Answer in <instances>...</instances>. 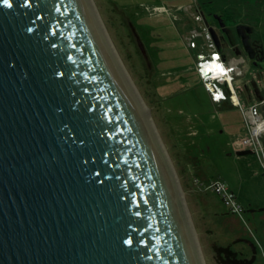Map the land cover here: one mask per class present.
Here are the masks:
<instances>
[{"label": "water", "instance_id": "95a60500", "mask_svg": "<svg viewBox=\"0 0 264 264\" xmlns=\"http://www.w3.org/2000/svg\"><path fill=\"white\" fill-rule=\"evenodd\" d=\"M93 10L0 0V264H201L160 138ZM253 29H235L251 60Z\"/></svg>", "mask_w": 264, "mask_h": 264}, {"label": "rangeland", "instance_id": "374dc122", "mask_svg": "<svg viewBox=\"0 0 264 264\" xmlns=\"http://www.w3.org/2000/svg\"><path fill=\"white\" fill-rule=\"evenodd\" d=\"M91 1L98 24L104 31L103 38L106 39V35L115 55L120 57L141 105L147 111L153 132L160 138L172 172L178 179L176 181L183 193L186 213L195 228L206 264H217L211 246L213 242L223 246L232 245L235 251L250 258L253 250L249 243L234 244L235 240L255 243L259 250L256 264H264V221L260 217L261 214L264 215L260 211L264 208L263 157L255 152V148L250 151L254 154L248 156L239 158L235 153L233 144L247 135L245 116L240 109L221 111L210 103L211 94L196 68L200 50L208 52L206 47L203 48L205 39L199 37L196 40L199 49L195 51L187 48L189 43L186 41V37L193 34L195 29L201 30L204 26L199 10L206 15L209 25L219 31V23L214 15L220 14L226 26L234 30L244 15L249 14L250 18L255 15L252 10L256 9L257 16L253 24L257 22V28L254 36L258 35L264 48V0ZM157 6H166L170 11L157 10ZM139 46L142 54L137 50ZM146 50L157 66L155 75L144 64ZM228 55L238 57L236 51L229 52ZM159 58L164 61L161 66L158 64ZM251 63L247 59L241 66L244 74L236 79L235 85L242 87V93L257 69ZM251 85L252 88L255 87L253 83ZM158 89L161 93L164 90L166 94H159ZM254 93L255 97H259L258 100L260 97L264 99V95L256 88ZM168 94L170 95L165 97ZM175 100L181 103V109L177 111L169 108L170 102ZM241 104L243 105L242 102ZM174 113L180 118H170ZM202 123L205 124L204 127ZM188 124L191 129L189 134L186 133ZM189 145L191 146L188 147ZM261 146L264 151V139ZM190 148L196 151L183 150ZM195 155L199 158L197 167L193 169L189 156ZM209 180L210 183L222 181L234 191L236 201L247 210L256 211V217L249 211L240 218L224 219L222 213L228 210L226 211L224 204V207L221 205L218 195L215 196L212 189L203 187L204 181Z\"/></svg>", "mask_w": 264, "mask_h": 264}, {"label": "built area", "instance_id": "2783aa9c", "mask_svg": "<svg viewBox=\"0 0 264 264\" xmlns=\"http://www.w3.org/2000/svg\"><path fill=\"white\" fill-rule=\"evenodd\" d=\"M157 10H163V12L170 11L166 7H157ZM199 17L201 19V16ZM199 37L205 39L203 48L206 47L208 52H200L201 55L198 57V67L196 68L211 94L212 101L214 103L228 101L234 107L240 108L246 118L247 135L245 138L237 140L232 148H235L237 151H252L253 148H255V152L258 153V149H262L261 144L262 139H264V117L261 116L259 110L260 104L264 103V101L250 108L242 105L234 82L236 76L241 75L240 68L234 63V65L231 64L233 66H228L226 64L225 60L222 58V54L217 49L216 43L213 42L214 40L208 27L205 25L201 27V30L195 29L193 34L191 33L189 37H186L190 49H199V45L196 41ZM207 188L212 189V191L220 197L224 206L231 214L239 217L243 216L245 208L238 204L235 194L227 188V185L222 181L218 180L210 183Z\"/></svg>", "mask_w": 264, "mask_h": 264}, {"label": "trees", "instance_id": "16d2710c", "mask_svg": "<svg viewBox=\"0 0 264 264\" xmlns=\"http://www.w3.org/2000/svg\"><path fill=\"white\" fill-rule=\"evenodd\" d=\"M157 7H166V6H157ZM181 7V9H182V6H180ZM197 7V6H196ZM167 8V7H166ZM197 10H199V9H197ZM248 9H246V11H247ZM255 14L257 13L255 10H252ZM202 12V10L200 11L199 10V13H201ZM253 22H255V21H253ZM253 22H252V26H254V25H256V23L255 24H253ZM259 25V24H258ZM205 26H207L206 24H205ZM135 38V37H134ZM133 38V39H134ZM135 40V39H134ZM136 42V41H135ZM135 44H137V42L135 43ZM138 46V45H137ZM146 47V46H145ZM158 49V48H157ZM190 49V48H189ZM138 52H140L141 54H142V52L140 51L141 49H139V47H138ZM191 51H195L194 49H190ZM197 50V49H196ZM202 50H200V52H201ZM146 52H147V50H146ZM143 61H144V64L147 66V68L150 70V68L152 69V71H153V74L156 72V64H155V62L153 61V59L151 58V56L149 55V53L147 52V58L144 56V58H143ZM159 61H160V58H159ZM163 63H164V61H160V62H158V64H160V66L161 65H163ZM197 73V72H196ZM155 75V74H154ZM166 89H168V88H166ZM159 90V89H158ZM159 94H162L163 92H164V90H162V93H161V90H159ZM165 93V92H164ZM166 94V93H165ZM164 95V94H163ZM170 94H168V95H165V97H167V96H169ZM251 98V100H253V98L252 97H250ZM256 100V99H255ZM181 103L178 101V100H175V101H172V102H170V105H169V108H174V109H176L175 111H177V110H179V109H181ZM170 113H172V110H170ZM175 115H170V118H180L179 116H178V114L177 113H174ZM169 118V119H170ZM192 124V123H191ZM193 125V124H192ZM194 129H197L198 130V128L197 127H195V126H192ZM190 128V125L188 124V127H187V129H186V133H188L191 129H189ZM195 131V130H194ZM199 131V130H198ZM189 134V133H188ZM188 134H186V136L188 135ZM194 135V134H193ZM197 136H199V135H197ZM189 139V138H188ZM187 141V140H186ZM187 143V142H186ZM191 145H189L188 147H190ZM187 147V146H186ZM187 147V148H188ZM192 148V147H191ZM183 149V150H185V151H190V152H195L196 151V149ZM196 154V153H195ZM251 154H254V153H252V152H250V151H243V152H240L239 151V153H237V155L238 156H248V155H251ZM189 158H190V160H191V165H193V169H195L196 167H197V165H196V163L198 162V156H189ZM194 173L195 174H198L197 173V171H195L194 170ZM210 180L209 181H204V186L203 187H208V185L210 184ZM233 193H234V191L233 190H231ZM212 193H214V192H212ZM235 194V193H234ZM214 195L215 196H217L215 193H214ZM235 197H236V195H235ZM217 198L220 200V203H221V205L223 206V203H222V201H221V199H220V197L219 196H217ZM236 200H237V197H236ZM238 204H240L239 202H238ZM241 205V204H240ZM242 206V205H241ZM224 207V206H223ZM242 207H244V206H242ZM245 208V207H244ZM226 209V208H225ZM226 211H227V209H226ZM245 212H246V208H245ZM244 212V213H245ZM222 216H223V218L224 219H227V220H232L233 219V217H239V216H236V215H234V214H231L229 211H227V212H223L222 213ZM240 218V217H239ZM239 242H246V243H249V245L251 246V248H252V250H253V254H252V256L250 257V258H246V257H244L242 254H240L239 252H237V251H235L234 249H233V246L232 245H228V246H223V245H220V244H218V243H216V242H213L212 243V249H213V253H214V255H215V260H216V263L217 264H256V262H257V259H258V247H257V245L255 244V243H253L252 241H249V240H246V241H244V240H242V241H236L235 240V242H234V244H238Z\"/></svg>", "mask_w": 264, "mask_h": 264}, {"label": "flooded vegetation", "instance_id": "af4514ba", "mask_svg": "<svg viewBox=\"0 0 264 264\" xmlns=\"http://www.w3.org/2000/svg\"><path fill=\"white\" fill-rule=\"evenodd\" d=\"M255 11H256V9H254ZM248 11V10H247ZM257 12V11H256ZM260 11H259V9H258V13H259ZM202 14H200V16H201V20L203 21L202 23L205 25L207 22H208V20H207V18H206V15H203L204 13L203 12H201ZM257 14V13H256ZM253 15L252 17H254V18H252V17H250V18H248V16H249V14H246V15H244V17L241 19V21H239L238 23H237V26H239V25H241V24H244V25H248V26H252L251 24H252V22L253 21H255V18H256V16L257 15ZM217 15H220V14H217ZM217 15H214V18H215V20L219 23V21L216 19V16ZM221 17V16H220ZM222 18V17H221ZM223 19V18H222ZM250 19H253L252 21H250ZM209 23V22H208ZM225 23V22H224ZM226 25V24H225ZM236 26V27H237ZM219 31H217L215 28V31L217 32V34H218V37L220 38V42H221V45H222V47H223V50H224V54L226 55V59H224L225 60V62H226V64L228 65V66H230L231 64H233V63H235L239 68H240V70H241V75H243L244 74V71H243V69L241 68V66H243L245 63H246V61H247V59L248 60H250V62H252L253 64H254V66H256L257 67V70H255L254 71V74H252L251 75V77H250V80H249V82H248V84L249 85H247L246 86V89L247 90H249V92L245 89V91H244V93L246 92L247 94H250L249 96H251V95H253V94H255L254 93V90H255V88H256V90H258V92L259 93H261V94H264V67H263V55H264V48H263V44H262V42H261V40L258 38V35L256 36H254V33H255V30H256V28H257V26L255 25V27L254 26H252L254 29V33L250 36L251 37V42H252V45H253V47H254V49H255V51H256V57H255V59H253V60H251L250 58H249V55L244 51V49H243V45H242V39L241 38H239L238 37V35H237V33H236V27H235V29L234 30H232L231 28H229V27H227L226 26V29H228L231 33H232V35H233V43H235L234 45H232L231 44V42H230V40H229V37H228V35L224 32V30L223 29H221V26H220V24H219ZM261 42V43H260ZM240 43V44H239ZM260 43V44H259ZM239 44V45H238ZM237 48H239L240 50H241V54L240 55H237L238 57H231L230 56V59H229V61L227 60V56H229L228 55V53L230 52H234ZM229 51V52H228ZM222 54V53H221ZM243 54L245 55V57H243ZM222 58H223V54H222ZM263 59V60H262ZM251 63V64H252ZM260 63H262V66H260L261 64ZM241 75H239V76H241ZM239 76H236V79H237V77H239ZM235 79V83H236V80ZM251 83H253V85L255 86L254 88H252V85H251Z\"/></svg>", "mask_w": 264, "mask_h": 264}, {"label": "crops", "instance_id": "0c3cea01", "mask_svg": "<svg viewBox=\"0 0 264 264\" xmlns=\"http://www.w3.org/2000/svg\"><path fill=\"white\" fill-rule=\"evenodd\" d=\"M188 49H189V47H187ZM190 50V49H189ZM229 59H230V56H227V60L229 61ZM257 70V69H256ZM192 72H195V71H192ZM196 73V72H195ZM237 82V81H236ZM236 86V85H235ZM242 87H236V89H237V92H238V96H239V99H240V101L243 103V105H245V106H253V105H257V104H260V101L258 100V96L257 97H255L254 96V94L253 95H251V96H249L250 94H247L246 92L244 93H242V89H241ZM264 95V94H263ZM250 97H252L253 98V100H251V98ZM209 98H210V96H209ZM256 99V100H255ZM210 100V103L211 104H213L216 108H218L219 110H221V111H226V110H233V109H240V108H236V107H234L230 102H222V103H214L213 101H212V99L210 98L209 99ZM251 102V103H250ZM241 110V109H240ZM242 111V110H241ZM243 113V112H242ZM243 115H244V113H243ZM245 116V115H244ZM246 119V118H245ZM247 123V122H246ZM199 126H201V123L199 124ZM202 126L204 127L205 126V124L204 123H202ZM247 130V129H246ZM245 132H247V131H245ZM240 151V150H239ZM239 151H237L236 149H235V153L237 154V153H239ZM240 152H243V151H240ZM258 155H260L261 157H263V159L262 160H264V151L262 150V149H259V152H258ZM238 156V155H237ZM239 158L240 157H243V156H238ZM250 210H247L246 209V213L247 212H249ZM260 211L261 212H264V208H261L260 209ZM250 212H252V215H254L255 213H256V211L254 210V209H251V211ZM254 218L256 217V215H254L253 216ZM261 220L262 221H264V215L263 214H261ZM233 218H239V217H233Z\"/></svg>", "mask_w": 264, "mask_h": 264}, {"label": "bare ground", "instance_id": "6f19581e", "mask_svg": "<svg viewBox=\"0 0 264 264\" xmlns=\"http://www.w3.org/2000/svg\"><path fill=\"white\" fill-rule=\"evenodd\" d=\"M103 30V29H102ZM104 32V31H103ZM105 34V33H104ZM105 38H106V41L108 42V45H109V48L111 49L110 51L112 52V54H113V57H114V59L116 60L115 62L117 63V65H118V67H119V69L122 71V73H123V75L125 76L124 78H126L127 79V81H128V83L130 84V87H131V89L132 90H134L135 92H136V94H137V91H136V89H135V87H134V85H133V83H132V81H131V79L129 78V74L127 73V71H126V69H125V67H124V65H123V63H122V61H121V59H119L120 57H118V56H116L115 55V52L113 51V48H112V46H111V42H110V40L106 37V35H105ZM110 42V43H109ZM111 54V53H110ZM235 64V63H234ZM233 64V65H234ZM233 65H230V66H233ZM212 68V67H211ZM211 70H213V69H211ZM240 70V69H239ZM138 95V94H137ZM260 110V109H259ZM260 113H261V116L262 117H264V112L263 111H261L260 110ZM175 176V175H174ZM175 179L176 180H178L177 178H176V176H175ZM178 182V181H177ZM181 194H183V193H181ZM198 253H200V263L201 264H206V262H205V260H204V257H203V254H202V251H198ZM201 255H202V258H201Z\"/></svg>", "mask_w": 264, "mask_h": 264}, {"label": "snow or ice", "instance_id": "6c2138e0", "mask_svg": "<svg viewBox=\"0 0 264 264\" xmlns=\"http://www.w3.org/2000/svg\"><path fill=\"white\" fill-rule=\"evenodd\" d=\"M5 2L7 3V0H5Z\"/></svg>", "mask_w": 264, "mask_h": 264}]
</instances>
